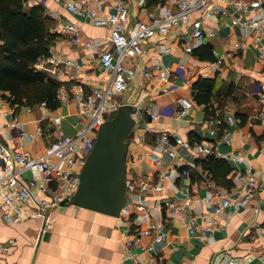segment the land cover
<instances>
[{"label": "crops", "instance_id": "0c3cea01", "mask_svg": "<svg viewBox=\"0 0 264 264\" xmlns=\"http://www.w3.org/2000/svg\"><path fill=\"white\" fill-rule=\"evenodd\" d=\"M138 1L127 0L130 20L147 18L138 8ZM38 2L44 0H30L28 4ZM61 2L46 0L47 13L57 22L78 23L81 34L107 44L108 27L84 21ZM148 9L156 12L176 10L177 0H148ZM200 14V11L194 12L193 18ZM206 21L215 27L213 36L194 38L189 33L190 25L184 24L143 41L137 56L126 60V65L136 70V76L129 79L124 93L114 96L133 101L136 107L144 110L142 120L136 121L129 137L127 178L131 173L155 183L161 172L170 174L161 190L147 195L133 192L128 195V198L149 200V212L168 232L167 237L155 241L156 232L141 235V245L129 249L125 244L126 232L135 233L146 224L141 214L133 213L132 217L137 218L133 222L121 214L67 203L51 211L52 224L44 230L42 217L7 222L0 215V258L3 261L10 264H264V101L252 92L255 83L264 80V62L257 58L251 27L234 25L223 15ZM204 43L211 44L214 60L193 53L195 46ZM50 47L59 57L73 58L79 63L77 67L61 65L49 72L70 89L82 85L88 93L108 82L111 73L102 67L99 49H84L70 43L63 35L56 37ZM156 60L162 63L161 72L167 75L166 80L144 76L143 71L152 67ZM199 76L214 79L216 117H207L204 104L197 103L193 97V83ZM179 96L194 100L185 117L177 116ZM147 107L159 113V118H152L145 110ZM56 113L64 115L62 130L74 133L80 113L73 99L56 110L40 104L23 105L15 110L12 104L4 102L0 108V140L12 148L25 145L31 152L43 151L55 133L50 121L41 118H52ZM229 116L235 117L236 122L229 123ZM210 118L214 119L213 124ZM223 120L226 126L222 125ZM41 126L43 133L39 131ZM212 128L217 132L212 134ZM22 129L32 133V138H21ZM163 129L189 141V146H177V151L184 156L182 165L168 153L162 154V162L148 154L154 152V138ZM225 132L232 137L230 144L223 139ZM143 133L146 140L140 141ZM202 140L215 150L229 152L227 157L216 156L227 160L232 167L228 174L233 183L231 187L216 183L204 168L202 160L208 154L194 148V144ZM184 167H190L188 174L182 173ZM252 179L256 181L253 199L244 208L228 207L217 212L214 204L207 200L214 194V186L241 188ZM186 191L190 192V198ZM193 215H197L199 224L210 228L205 237H202L201 227L194 233L189 231L188 220ZM149 244L152 245L150 252L144 249ZM131 252L139 254L136 263Z\"/></svg>", "mask_w": 264, "mask_h": 264}, {"label": "built area", "instance_id": "2783aa9c", "mask_svg": "<svg viewBox=\"0 0 264 264\" xmlns=\"http://www.w3.org/2000/svg\"><path fill=\"white\" fill-rule=\"evenodd\" d=\"M61 3L68 11L79 15L84 21L110 29L109 40L106 45H103L101 39H93L81 34L79 24L74 21H59L53 27L58 37L63 35L70 43L78 44L84 49H99L101 65L111 74L104 87H94L88 93L84 91L82 85H78V88L73 90L65 84L60 85L58 90L60 107L72 99L78 105L80 117L75 122L77 129L74 133L67 134L62 130L64 115L56 113L52 118L48 116L41 118L42 121H50V128L55 133L54 139L43 151L31 152L25 145L12 148L0 140V215L7 222L42 217L44 219L42 230L51 226L53 209L71 203L70 198L79 186L81 169L95 142L98 130L106 119L112 117L121 104V100L114 96L124 93L129 86V79L137 74L135 69L126 65V60L137 56L143 41H147L158 33H168L174 27L184 24L190 25L189 33L194 38L213 36L215 27L206 20L223 15L228 16L234 25L251 27L257 58L264 62V0H218L216 3L212 0H177L176 10L165 9L163 12L149 10L148 0H139L138 8L147 18L136 20H130L127 0H62ZM197 11H200V16L193 18V13ZM221 59L218 60L222 61ZM61 65L72 68L79 66V63L73 58L59 57L51 47L50 53L40 57L36 62L37 68L48 72H54L55 68ZM161 68L162 63L156 60L152 67L143 71V74L150 79L166 80L167 75L161 72ZM183 82L187 81L183 80ZM252 92L264 101V80L256 82ZM178 101L177 116L185 117L194 105V100L188 96H179ZM4 102L11 104L7 99L0 97V108ZM40 105L47 107V102L44 100ZM145 110L150 112L154 119L160 116L148 107ZM143 111L142 108L137 107L134 113L137 122L142 120ZM228 120L229 123L236 122L233 116H229ZM209 122L213 124L214 119L210 118ZM39 131L43 133L44 127L41 126ZM211 132L214 134L217 131L212 128ZM32 136V133L24 129L20 131L21 138L31 139ZM139 139L145 141V134H140ZM223 139L227 144L232 142L228 132L223 134ZM153 144L154 152H148V154L154 160L162 162V154L168 153L171 158L179 159L182 165L184 156L177 151V146H189V141L173 134L170 130L163 129L159 135L155 136ZM194 148L206 155L214 154L224 157L229 155V152L215 150L204 140L197 141ZM237 156L235 154V157ZM187 164L193 166L194 162ZM189 172L190 167L182 169L183 174ZM168 178H170L169 173L161 172L158 180L151 183L144 177L130 173V177L127 178V187L130 185L132 187L131 189L128 187L129 195L132 192L147 195L161 190ZM255 186L254 179L241 188L227 189L214 186V194L207 200L214 204L217 212L228 207L241 209L250 205ZM185 194L191 197L189 191ZM168 203L170 206L173 205L171 202ZM149 205L148 199L132 196L121 209L120 214L128 217L129 221L135 219L137 221V218L132 215L139 213L146 223L135 233L126 232L125 244L129 249L141 245V235L156 232L155 241H161L168 235V232L160 227L161 224L151 216ZM255 211L258 212L259 209L255 208ZM198 227H201L202 237H205L210 228L199 224L197 215L191 216L188 220L189 231L194 233ZM144 249L150 252L152 245L149 244ZM130 255L133 262L136 263L139 260V254L131 252ZM0 264L10 263L0 258Z\"/></svg>", "mask_w": 264, "mask_h": 264}, {"label": "trees", "instance_id": "16d2710c", "mask_svg": "<svg viewBox=\"0 0 264 264\" xmlns=\"http://www.w3.org/2000/svg\"><path fill=\"white\" fill-rule=\"evenodd\" d=\"M29 1L0 0V97L7 99L15 110L23 105L37 106L44 100L49 109L56 110L61 104L58 90L62 83L48 71L37 68L36 62L50 53V46L58 37L53 31L57 21L42 2L28 4ZM193 53L215 59L210 43L195 46ZM213 86L214 79L208 76H199L193 83V97L204 104L207 117H216L218 108L213 101ZM202 163L216 183L232 186L228 177L232 167L227 160L208 154Z\"/></svg>", "mask_w": 264, "mask_h": 264}, {"label": "water", "instance_id": "95a60500", "mask_svg": "<svg viewBox=\"0 0 264 264\" xmlns=\"http://www.w3.org/2000/svg\"><path fill=\"white\" fill-rule=\"evenodd\" d=\"M136 110L133 101L121 100L112 117L102 123L81 169L79 186L70 198L72 204L120 215L129 195L127 156Z\"/></svg>", "mask_w": 264, "mask_h": 264}, {"label": "rangeland", "instance_id": "374dc122", "mask_svg": "<svg viewBox=\"0 0 264 264\" xmlns=\"http://www.w3.org/2000/svg\"><path fill=\"white\" fill-rule=\"evenodd\" d=\"M13 107H14V106H13ZM113 114H114V113H113ZM113 114H112V115H113Z\"/></svg>", "mask_w": 264, "mask_h": 264}]
</instances>
